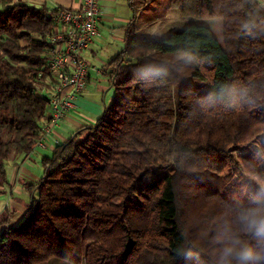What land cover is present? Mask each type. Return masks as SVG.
Returning a JSON list of instances; mask_svg holds the SVG:
<instances>
[{
  "label": "trees",
  "instance_id": "16d2710c",
  "mask_svg": "<svg viewBox=\"0 0 264 264\" xmlns=\"http://www.w3.org/2000/svg\"><path fill=\"white\" fill-rule=\"evenodd\" d=\"M169 3L221 21L161 38L129 26L109 104L43 159L28 215L0 230V264H218L229 236L264 246L237 220L264 189L224 173L231 148L252 146L264 174V2ZM53 11L0 0V186L48 117L36 86H50Z\"/></svg>",
  "mask_w": 264,
  "mask_h": 264
},
{
  "label": "crops",
  "instance_id": "0c3cea01",
  "mask_svg": "<svg viewBox=\"0 0 264 264\" xmlns=\"http://www.w3.org/2000/svg\"><path fill=\"white\" fill-rule=\"evenodd\" d=\"M14 1L54 11L77 7L73 0ZM154 2L155 0H100L101 35L95 37L82 53L91 68L95 69H89L86 86L75 100V107L54 128L52 137L58 142L66 141L79 132L82 133L86 127L93 126L100 118L113 95L111 72L117 65L111 61L124 49L129 26L132 23L138 25L139 20ZM54 146L52 141H48L45 149H37L29 157L18 154L7 160V182L0 187V197L5 194L9 196L12 218L9 216V222L3 224V227L18 224L28 215L33 195H37L33 186L38 184L43 176L40 177L35 172L36 160H40L44 174L43 159L52 154ZM19 196H25L27 201L23 202ZM5 210L0 207V214H5Z\"/></svg>",
  "mask_w": 264,
  "mask_h": 264
},
{
  "label": "built area",
  "instance_id": "2783aa9c",
  "mask_svg": "<svg viewBox=\"0 0 264 264\" xmlns=\"http://www.w3.org/2000/svg\"><path fill=\"white\" fill-rule=\"evenodd\" d=\"M76 8L55 9L51 14L54 32L46 36L51 44L46 78L50 86L37 85L47 96L48 117L41 119V133L27 157L37 149H45L54 128L75 107V100L86 86L90 64L82 53L99 36L100 0H73ZM259 2H264L259 0ZM57 143V139H53Z\"/></svg>",
  "mask_w": 264,
  "mask_h": 264
},
{
  "label": "rangeland",
  "instance_id": "374dc122",
  "mask_svg": "<svg viewBox=\"0 0 264 264\" xmlns=\"http://www.w3.org/2000/svg\"><path fill=\"white\" fill-rule=\"evenodd\" d=\"M169 4H170L169 0H155V2L152 5H150V8L146 10L141 20H139L137 25L139 30L138 33L144 35H152L154 37L161 38L169 35L174 31H179L190 24L205 25L211 27L214 30V28L217 27V25L219 24V21H221L218 18L211 19V18H199V17L181 15L177 8L170 7ZM176 54L179 53H166L165 56L173 59L179 56ZM53 139L54 138L51 137L48 139V141L49 142L52 141L53 144L56 146V144L59 142L55 143ZM48 141L46 147L48 146ZM249 149L255 150V148L252 146L250 148H246V147L231 148L227 153L230 159L224 165V173L228 175L233 174L232 178L235 179H244V178L246 179V177H248L251 180H253V182L257 184L260 189H264V174L261 172L259 164L251 161L248 153ZM36 161H37L36 162L37 167L35 172L36 174H39L41 177L43 175L42 164L39 159ZM245 161H247L248 167L245 164ZM237 170L243 173V175L239 176L240 173L237 172ZM33 187L35 188L36 184ZM36 196L37 195L35 194L33 195V197ZM8 197L9 196L8 195L6 196V194L0 197V207L6 209L5 214L4 213L2 215L0 214L1 215L0 228L3 227V223H2L3 218H6L7 222H9L8 218L10 217L12 218L10 200ZM19 197L23 202L27 201L25 196H19ZM44 264H72V263L58 258H51L48 262Z\"/></svg>",
  "mask_w": 264,
  "mask_h": 264
},
{
  "label": "clouds",
  "instance_id": "9594fccd",
  "mask_svg": "<svg viewBox=\"0 0 264 264\" xmlns=\"http://www.w3.org/2000/svg\"><path fill=\"white\" fill-rule=\"evenodd\" d=\"M237 220L245 233H253L264 242V206L240 211ZM218 264H264V246L254 249L238 236H229L219 254Z\"/></svg>",
  "mask_w": 264,
  "mask_h": 264
}]
</instances>
